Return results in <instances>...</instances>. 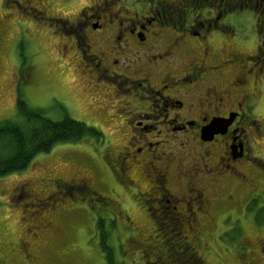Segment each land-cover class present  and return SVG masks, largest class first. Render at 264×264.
<instances>
[{
    "label": "flooded vegetation",
    "instance_id": "1",
    "mask_svg": "<svg viewBox=\"0 0 264 264\" xmlns=\"http://www.w3.org/2000/svg\"><path fill=\"white\" fill-rule=\"evenodd\" d=\"M137 1L148 13L132 17L126 0H94L73 22L60 16L63 1L12 0L9 7L34 22L42 10L48 25L67 36L76 55L72 84L90 91L87 110L94 107L114 128L105 156L110 173L128 191L148 187L139 199L156 235L180 231L185 222L201 230L217 212L240 204L234 188L253 180L239 166L259 161L249 153L258 147L256 135H264L256 114L264 107V0L250 7L260 44L247 55L225 48L223 34L214 37L212 29H222L223 16L251 0ZM60 108L62 118L70 117L67 104ZM189 157H200L205 178L198 165H187ZM80 179L85 183L76 188L91 193L90 176Z\"/></svg>",
    "mask_w": 264,
    "mask_h": 264
},
{
    "label": "rangeland",
    "instance_id": "2",
    "mask_svg": "<svg viewBox=\"0 0 264 264\" xmlns=\"http://www.w3.org/2000/svg\"><path fill=\"white\" fill-rule=\"evenodd\" d=\"M58 2L64 4L60 16L71 22L84 6L94 4V0ZM9 4L12 0L5 5L0 0V122L23 123L17 114L21 99L44 119H63L58 110L65 103L73 119L100 126L99 135L57 145L38 155L25 171L0 179V264H264V135H256L258 147L249 153L251 159H259L258 164L251 167L244 160L239 166L253 180L234 188L239 205L223 208L201 230H189L185 222L180 231L156 235L153 219L139 199L148 187L144 190L142 183L128 191L110 173L105 156L114 144L110 138L114 128L103 114L95 115L94 107L87 110L85 96L90 91H82L79 82L72 84L69 64L76 55L67 36H59V25H48L50 15H42V10L34 22ZM256 4L251 0L250 6L226 13L219 22L222 29H212L214 37L223 34L219 38L225 48L247 55L259 47L257 16L250 8ZM126 5L128 16L148 13L142 2L126 0ZM256 114L258 124L264 125V107ZM193 157L187 165H198L201 179L205 178L204 164ZM85 175L90 176L91 193L85 186L76 188L85 183L79 180ZM157 216L165 222L159 212ZM257 248L262 252L256 256Z\"/></svg>",
    "mask_w": 264,
    "mask_h": 264
},
{
    "label": "trees",
    "instance_id": "3",
    "mask_svg": "<svg viewBox=\"0 0 264 264\" xmlns=\"http://www.w3.org/2000/svg\"><path fill=\"white\" fill-rule=\"evenodd\" d=\"M17 103V114L23 123L18 120L0 122V179L25 171L38 155L49 153L57 145L77 144L99 135L96 128L83 122L69 117L59 121L44 119L42 113L30 109L23 100L17 99Z\"/></svg>",
    "mask_w": 264,
    "mask_h": 264
},
{
    "label": "water",
    "instance_id": "4",
    "mask_svg": "<svg viewBox=\"0 0 264 264\" xmlns=\"http://www.w3.org/2000/svg\"><path fill=\"white\" fill-rule=\"evenodd\" d=\"M210 127H213V128H214V127H219V126H218V124H215V123H214V124L211 125ZM206 134H207V133H206ZM206 134H205V135H206Z\"/></svg>",
    "mask_w": 264,
    "mask_h": 264
}]
</instances>
